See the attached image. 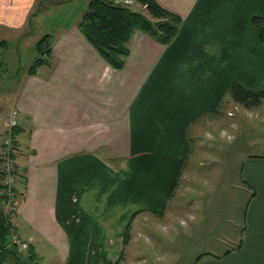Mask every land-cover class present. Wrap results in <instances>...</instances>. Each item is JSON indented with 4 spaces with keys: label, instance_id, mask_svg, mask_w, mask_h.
Instances as JSON below:
<instances>
[{
    "label": "crops",
    "instance_id": "0c3cea01",
    "mask_svg": "<svg viewBox=\"0 0 264 264\" xmlns=\"http://www.w3.org/2000/svg\"><path fill=\"white\" fill-rule=\"evenodd\" d=\"M90 1L0 0V51L18 44L23 53L34 40L37 54L0 107V136L17 109L20 201L6 214L13 236L41 262L52 254L57 264H114L130 215L160 212L193 164L192 124L211 115L234 82L264 91V41L254 24L264 0H155L181 18L179 31L168 45L135 31L121 69L78 27ZM54 16L63 23L55 30ZM42 40L51 55L37 65ZM115 155L119 173L109 164ZM240 162L248 191L240 234L220 235L233 244L191 264H264V152Z\"/></svg>",
    "mask_w": 264,
    "mask_h": 264
},
{
    "label": "rangeland",
    "instance_id": "374dc122",
    "mask_svg": "<svg viewBox=\"0 0 264 264\" xmlns=\"http://www.w3.org/2000/svg\"><path fill=\"white\" fill-rule=\"evenodd\" d=\"M127 5L133 10H141L134 0ZM56 17L60 16H54L56 22L51 21L54 25L50 29L55 30L63 24L57 22ZM33 44L34 40L25 51L23 46V53H16L18 44L0 51V60L4 54L0 62V107L12 94L20 74L36 61ZM12 57L14 67L9 61ZM229 87L216 110L190 127L192 151L189 162L193 164L184 167L166 207L161 208L159 202L155 209L160 212L142 215L138 210L130 215L131 226L129 228L128 224L115 245L122 246L123 252L114 264H191L203 253L220 254L233 244L230 238L239 236L248 203L247 188L240 180V161L246 159L247 153L264 152V100L257 107H244L232 99ZM115 157L109 164L119 173L122 160L120 156ZM18 171L22 175L19 164ZM4 207L5 213L11 216L7 204ZM189 217H195V220ZM211 220L216 222H213L216 225L213 236L209 234ZM181 221L185 222L186 228L181 226ZM126 232L130 233L128 238ZM220 235H229L230 240L220 242ZM7 264H57V261L50 254L43 262L22 258Z\"/></svg>",
    "mask_w": 264,
    "mask_h": 264
},
{
    "label": "trees",
    "instance_id": "16d2710c",
    "mask_svg": "<svg viewBox=\"0 0 264 264\" xmlns=\"http://www.w3.org/2000/svg\"><path fill=\"white\" fill-rule=\"evenodd\" d=\"M134 1L141 3L146 13L135 11L119 0H91L78 23V27L95 45L102 57L117 69L124 66V59L129 54L127 44L135 31L147 33L168 45L176 37L180 28L181 18L162 8L155 0ZM254 24L260 32L261 40L264 41V18L256 17ZM43 41L38 43L40 58L37 59V65L47 61V57L51 55V50L46 48ZM229 93L237 104L247 108L257 107L264 100V91L255 92L238 82L230 85ZM177 182L178 180L174 190ZM0 190H4L1 185ZM11 191L14 194L10 195L8 194L10 191H7L0 195V264H7L10 260L18 262L22 259L20 252L23 251L12 243L13 225L4 207L7 204V208L13 215L17 211L20 201L19 192L15 186ZM126 233L128 238L130 233ZM25 252V258L35 262L40 261L31 246Z\"/></svg>",
    "mask_w": 264,
    "mask_h": 264
},
{
    "label": "built area",
    "instance_id": "2783aa9c",
    "mask_svg": "<svg viewBox=\"0 0 264 264\" xmlns=\"http://www.w3.org/2000/svg\"><path fill=\"white\" fill-rule=\"evenodd\" d=\"M20 112L14 109L9 117V129L5 135L0 136V185L4 188L0 190L1 194L10 191V195L14 194L11 189L19 180L18 164L16 162V148L14 145V132L20 125ZM12 243L21 251H26L30 243L22 238L13 236Z\"/></svg>",
    "mask_w": 264,
    "mask_h": 264
},
{
    "label": "clouds",
    "instance_id": "9594fccd",
    "mask_svg": "<svg viewBox=\"0 0 264 264\" xmlns=\"http://www.w3.org/2000/svg\"><path fill=\"white\" fill-rule=\"evenodd\" d=\"M189 219L194 221L195 220V217H189ZM181 226L182 227H185V228L187 227V225L185 224L184 221H181Z\"/></svg>",
    "mask_w": 264,
    "mask_h": 264
}]
</instances>
